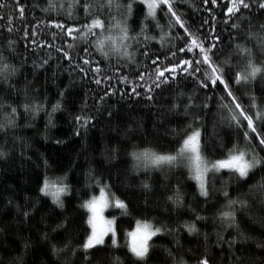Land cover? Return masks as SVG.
Instances as JSON below:
<instances>
[{"label": "trees", "instance_id": "obj_1", "mask_svg": "<svg viewBox=\"0 0 264 264\" xmlns=\"http://www.w3.org/2000/svg\"><path fill=\"white\" fill-rule=\"evenodd\" d=\"M63 2L66 4L69 0ZM224 3L226 0H218V6L214 7L210 0L206 6L202 0H179L177 6L193 29L209 19L205 8L211 9L225 54L232 51L234 42L247 43L252 47L255 41L246 39L248 20L251 19L252 31H256L259 24L264 23V15L255 8L251 15L245 10L244 31L235 35L234 30L223 22ZM0 4L8 5L0 8V52L17 69L10 79L15 91L9 93L8 86L0 83V101L18 107L35 99L44 105L35 117L31 113L25 114L18 107L20 117L17 127L10 128L6 134L0 133V148L8 153L0 159V264H85L80 251L75 256L67 251L56 255L52 253L51 245L62 248L70 241L71 246H77L85 239L90 232L86 224L88 213L80 205L91 195L99 194L98 182L101 186L108 184V190L128 204V214H122L120 210L108 212L116 217L118 247L113 250L111 236H108L105 244L99 246L106 251L92 250L91 261L94 264H109L112 251L120 256L122 264H138L126 247V233L134 228L136 220H148L156 226L175 229L165 231L150 241L152 253L149 264H172V257L167 254L169 250L187 264H195L203 252H207L214 264H239L227 245L216 246L217 233L225 240L235 239L232 251L236 257L242 258L243 264H264V204H261L264 195L254 187L264 173L239 180L221 172L215 177L205 201L185 167L147 171L133 167L130 153L144 148L157 152L172 151L180 139L172 135L173 130L181 135L182 130H187L186 125L192 121V115H185L182 109L170 111V105L177 92L195 95L198 104L203 101L205 92L191 78H181L177 85L172 86V91H162L167 88L162 86L153 93L152 100L146 98L142 88L137 89L141 95H134L132 85L119 82V77L127 76L135 82L138 71H151V59L141 55L144 47L136 50L137 63L131 64L115 54H110L105 60L84 41H72L68 37L69 42L75 44L71 50L73 59L69 62L54 48L37 47L30 41L35 39L37 44L52 41L50 32L56 29L45 26L50 16L67 24H82L84 18L80 8H74L69 19L63 14L43 12L47 0H0ZM17 4L24 9L23 20L19 17ZM9 18L14 26L12 32L5 30ZM40 20L45 24L36 27ZM143 20V6L136 0L128 23L138 31V25ZM160 23L166 25L167 18H161ZM33 27L37 32L35 37L31 35ZM25 30L29 33L27 37ZM150 34L158 36L159 29L150 27ZM233 35L235 41L231 39ZM9 39L15 42L14 52L7 49ZM62 43V39L57 37L56 44ZM169 47L171 45L162 48L158 40L150 41L147 45L149 57L160 56L161 62L167 63L164 55ZM84 48H88V52H84ZM81 57H90L100 64L103 69L100 77L83 65ZM44 60L48 61L47 64L43 63ZM233 60L235 62V56ZM78 65L83 66L86 73L81 72ZM104 75L110 76L111 80L103 81ZM95 78H101L102 83L97 85ZM250 87L255 91L258 103L264 102V81L258 77ZM106 90L117 91L106 96ZM219 95H212L208 109L192 110L201 117L202 138L207 142L206 154L210 159L219 158L231 147L230 141L237 139L234 129L219 122ZM242 99L247 104V96ZM57 101H60L61 108L51 113V106ZM49 113L51 124L48 123ZM78 115H91L94 119L84 128L75 120ZM2 118L3 112L0 111V120ZM113 148L116 149L115 158H112ZM260 155L264 156V152ZM45 175H66L65 183L69 184L70 192L63 197V209L57 208L50 198L39 192ZM144 181L151 185L150 190L142 187ZM176 188L183 196L181 206L168 200ZM225 190L233 199L249 201V207H237L235 227L225 226L218 218L219 211L226 204L222 194ZM26 209L29 210L27 218L23 216ZM197 213L206 219L196 221L199 234L189 235L180 226L184 221H193ZM63 221H70L65 225L67 231L57 227ZM45 233L46 239L43 238ZM205 234L207 241L204 240Z\"/></svg>", "mask_w": 264, "mask_h": 264}, {"label": "snow or ice", "instance_id": "obj_2", "mask_svg": "<svg viewBox=\"0 0 264 264\" xmlns=\"http://www.w3.org/2000/svg\"><path fill=\"white\" fill-rule=\"evenodd\" d=\"M210 2L214 7L218 6V0H210ZM134 3L136 0H126V2L123 0H69L66 4L63 0H47V6L42 9L43 12L63 14L71 19L73 9L78 7L83 12L84 22L82 24H67L50 16L45 26L56 29V31L50 32L52 41H41L37 44V41L33 39L30 43L37 47L54 48L69 62L73 59L71 50L75 44L69 42L68 37L72 41H84L105 60L109 59L110 54H115L131 64L137 63L136 50L139 47H144L145 51L141 55L151 59V71H138L135 82L130 81L127 76L119 77V82L132 85L131 91L134 95H141L137 89L142 88L146 98L152 100L153 93L157 89L167 86L162 91H172V86L177 85L181 78L185 80L191 78L199 89L205 92L204 99L199 104L197 103L198 97L195 95L177 92L170 105V111L182 109L185 115H192V121L186 125L187 130H182V135L173 130L172 135L179 136L180 139L172 151L157 152L144 148L130 153L135 169L147 171L149 169L160 170L164 167L168 169L185 167L188 170L189 178L195 181L196 189L199 195L205 198V201L210 195L215 177L221 172H226L229 177L235 176L239 180H248L255 178L258 173H264V156L260 155L261 152H264V102L258 103L255 91L250 87L258 77L264 81V23L259 24L256 31H252L253 26L249 19L246 39L247 41L254 40L255 44L249 47L247 43L234 42L232 51L225 54L224 48L221 47V36L216 33V17L211 9L205 8V11L209 13V19L203 20L199 27L193 29L177 6L179 0H139V4L144 9V20L140 22L139 30L136 31L128 23L133 13ZM202 3L206 6L209 0H202ZM7 6V4H0V8ZM17 8L19 17L23 20L24 9L19 4H17ZM254 8L260 10L261 15H264V0H226L223 22L231 30H234L235 35H238L244 31L245 10L251 15ZM165 17L167 24L161 25L160 19ZM40 24H45V21H38L36 27H39ZM150 27L159 29V35L150 34ZM13 28L12 20L9 18L5 30L12 32ZM24 35L25 37L29 35L27 30L24 31ZM31 35L33 37L37 35L35 27H33ZM235 35L231 36L233 41H235ZM57 37L62 39V45L56 44ZM153 40H158L162 48L171 45L164 55V60L167 63L161 62L160 56L149 57L147 45ZM6 46L9 51H15V42L11 39L7 40ZM130 49L132 50L130 51ZM83 51L88 52V48H84ZM233 56L236 58L235 62ZM81 60L83 65L88 66V70L95 72L97 77H100L103 69L99 63L90 57H81ZM47 62V60L43 61L44 64ZM78 67L81 72L86 73L83 66L78 65ZM16 72V67L9 63L8 57L0 52V83L8 86L9 93L15 91V85L10 83V79ZM102 79L107 81L111 80V77L104 75ZM102 79L95 78L94 82L100 85ZM115 91L117 90L111 92L106 90L105 95L115 94ZM216 93H220L217 98L219 122L234 129L237 139L234 142L230 141L231 147L219 158L210 159L206 154L207 142L202 138L201 117L192 110L196 108L208 109V101ZM60 95L62 96L63 93ZM243 96H247V104L244 103ZM18 107L22 108L25 114L31 113L35 117L44 108V105L33 99ZM18 107L0 101V111L3 112V118L0 120V133L6 134L10 128L17 127V120L20 117ZM5 108L7 111H3ZM60 108L61 103L57 101L51 106V113H55ZM51 113L48 114L49 124L52 123ZM108 115L111 116V113L109 112ZM93 119L94 117L91 115L75 117L77 124L84 128ZM76 134L79 135V132L77 131ZM115 152L116 149L113 148L112 158H115ZM7 155L8 153L0 148V159ZM66 178V175L57 177L45 175L39 187L42 196L50 198L59 209L65 207L63 197L70 192L69 184L65 183ZM142 187L145 190L151 189V185L147 181L142 183ZM254 187L261 195H264V176H261ZM98 189V195H91L80 205L88 213L86 224L90 232L77 246H71L70 241L66 242L62 248H57L55 244H52L53 254L58 255L67 251L70 255L75 256L77 251H80L85 264H94L91 261V257L94 255L92 250L106 251L99 246L105 244V236L109 233H111L113 250L118 247L116 217L108 219L104 216V211L112 206L126 215L128 214V204L110 192L108 184L105 183L101 186L98 182ZM222 194L226 198V204L219 211L218 218L225 226L235 227L237 207L247 208L249 201L233 199L229 197L226 190ZM168 200L173 205L181 206L183 196L180 189L176 188L173 195L168 196ZM261 204H264V200H261ZM23 216L27 218L29 210L26 209ZM204 219L206 218L197 213L193 221H184L180 227L189 235L199 234L196 221ZM66 224H70V221H63L57 227L67 231ZM165 231H175V229H165L148 220L135 221L134 228L126 233V247L136 258L138 264H149L152 253L150 241ZM43 238H47L46 233ZM204 240H208L207 234L204 235ZM215 243L217 247L227 245L233 257L239 261V264H243L242 258L236 257L235 252L232 251L235 244L234 238L225 240L223 235L217 233ZM176 244H180L179 240L176 241ZM167 254L172 257V264H187L183 258L177 259L170 250ZM109 264H122L120 256L116 255L115 251H112L109 257ZM195 264H214V261L207 252H203L196 259Z\"/></svg>", "mask_w": 264, "mask_h": 264}, {"label": "rangeland", "instance_id": "obj_3", "mask_svg": "<svg viewBox=\"0 0 264 264\" xmlns=\"http://www.w3.org/2000/svg\"><path fill=\"white\" fill-rule=\"evenodd\" d=\"M116 210H119V209L110 206V207H108V208L104 211V216H105L106 218H108V219H111L112 216H110V215L108 214V212L110 213V211H116ZM120 211H121V210H120ZM115 225H116V224H115ZM131 230H132V229H131ZM108 236H111V233H109L107 236H105V240L107 239ZM153 238H154V237H153Z\"/></svg>", "mask_w": 264, "mask_h": 264}]
</instances>
